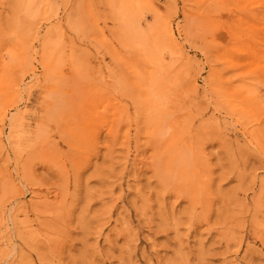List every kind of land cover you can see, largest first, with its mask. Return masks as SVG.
I'll list each match as a JSON object with an SVG mask.
<instances>
[{
	"label": "rangeland",
	"instance_id": "obj_1",
	"mask_svg": "<svg viewBox=\"0 0 264 264\" xmlns=\"http://www.w3.org/2000/svg\"><path fill=\"white\" fill-rule=\"evenodd\" d=\"M0 264H264V0H0Z\"/></svg>",
	"mask_w": 264,
	"mask_h": 264
}]
</instances>
